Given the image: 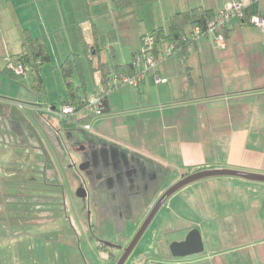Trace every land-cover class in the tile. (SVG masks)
Returning <instances> with one entry per match:
<instances>
[{"label":"crops","instance_id":"0c3cea01","mask_svg":"<svg viewBox=\"0 0 264 264\" xmlns=\"http://www.w3.org/2000/svg\"><path fill=\"white\" fill-rule=\"evenodd\" d=\"M233 1L255 4V14L264 15V0H0V109L8 114L4 128L16 137L15 143L25 142L28 152L41 151L47 173H57L48 149L51 127L72 128V119L82 110L57 124L51 120L53 114L40 112L59 109L47 92V77L53 76L65 95L62 107L67 99L62 64L77 58L81 70L73 74V82L79 85L83 77L81 94H98L103 89L100 64L132 62L143 35L158 27L167 29L177 12L204 7L221 13ZM26 30L44 40L51 56L43 68L46 83L41 95L32 90L30 70L18 81L5 73L9 63L17 64L27 52ZM217 36L224 37V47L218 46ZM156 72L166 81L158 83L149 73L138 86L125 83L110 91L107 111L92 123L95 133L110 141L117 153V158H110L106 152L105 173L121 175L127 195L134 191L132 200L143 192L147 212L142 220L166 189L200 169L264 173V28L234 17L228 27L174 51L157 64ZM26 104L30 110L24 109ZM10 172L22 176L23 182L36 180L31 169L13 166ZM99 190L94 189V197ZM263 201L264 182L236 176L195 181L164 203L151 222L157 224L153 235L139 251L135 247L138 252L134 249L125 264H264ZM194 228L202 234V255L175 258L171 243L183 241Z\"/></svg>","mask_w":264,"mask_h":264},{"label":"rangeland","instance_id":"374dc122","mask_svg":"<svg viewBox=\"0 0 264 264\" xmlns=\"http://www.w3.org/2000/svg\"><path fill=\"white\" fill-rule=\"evenodd\" d=\"M47 80V92L57 101L60 109L61 97L65 95L56 88L57 80L53 76L47 77ZM95 83L96 88H99L98 76L95 77ZM89 85L94 90L91 76ZM24 107L30 110L32 106L26 104ZM4 112L0 109V129H3L0 134V215L4 216L0 220V264H116L123 251L117 246L104 251L100 243L103 241L127 246L147 217L142 220L147 207L142 191L135 194L132 200L134 191L127 195L129 191L123 189L125 186L121 182V175L105 173L108 161L106 152L110 158L117 156V153L110 141L95 133L92 123L100 116L86 109L81 111L77 119L53 115L51 120L56 121L54 124L59 119H72L75 127L65 130L62 127L55 126L57 130L51 127L54 135L51 134L52 144L48 146L55 145L56 149H48L57 165V173L51 174L46 172L45 157L40 158L43 155L41 151L32 154L28 152L25 142L22 145L15 143L16 137L10 136L9 129L4 128L8 124V114L4 115ZM36 114L43 119L39 111ZM11 139L13 143H10ZM16 149L18 153L14 152ZM84 163H89V166L81 169ZM110 165L115 164L110 160ZM13 166L23 170L31 169V175L36 180L25 178L23 182L22 176H13V172H10ZM84 185L88 194L79 197L78 189ZM98 187L100 190L95 192L94 197V189L96 191ZM39 193L43 196H39ZM122 196L128 199L123 202L120 199ZM156 226L154 221L145 231L138 242V251L151 238ZM160 236L156 240H160ZM136 249L135 253L138 252ZM109 252L115 258L111 259ZM200 255H188L181 259Z\"/></svg>","mask_w":264,"mask_h":264},{"label":"trees","instance_id":"16d2710c","mask_svg":"<svg viewBox=\"0 0 264 264\" xmlns=\"http://www.w3.org/2000/svg\"><path fill=\"white\" fill-rule=\"evenodd\" d=\"M256 10L257 6L255 4L246 6L244 8V20L249 21L250 17L257 13ZM219 14L220 13H215L212 9L204 7H194L186 11L177 12L171 17L167 29L158 27L143 35L141 47L144 46L146 38H150L151 45L144 46L146 48H144V51L140 48L135 54L132 62L118 65H110L109 63L100 64L97 70H99L101 74L103 89L97 95L102 96L104 99V113L108 109V93L116 88L112 85L113 78L120 77L123 73L129 77L136 75L137 67L134 62L138 54L149 51L153 55H158L164 50L165 45H174V51L185 49L188 44L193 42L191 37L194 34L195 28L198 27L200 32L206 34L210 28L211 22L215 20ZM226 27H228V25ZM184 37H186L187 40H184ZM23 46L26 48L27 52L19 56L18 61L27 65L29 68L25 70L24 73L18 74L14 69L7 67L5 73L11 80L18 81L30 70L32 75V90L36 94L41 95L46 83L43 68L51 61L50 52L42 38H34L27 30L24 32ZM78 70H81V65L77 58H68L62 64V75L67 87V99L62 104H72L77 111H81L85 109L89 95L86 93L81 94L82 87L85 86L83 77L79 85H76L72 80L73 74ZM42 113L44 114L43 111ZM65 127L68 129L69 126ZM74 127L75 126H72V128ZM70 128L71 127H69V129ZM100 247L104 251H109L111 246H108L102 241ZM109 253L111 259L115 258L113 253Z\"/></svg>","mask_w":264,"mask_h":264},{"label":"built area","instance_id":"2783aa9c","mask_svg":"<svg viewBox=\"0 0 264 264\" xmlns=\"http://www.w3.org/2000/svg\"><path fill=\"white\" fill-rule=\"evenodd\" d=\"M246 5L243 3H240L238 1H233L230 3L225 10H223L215 20H213L210 24V28L208 29V32L202 33L200 32V29L197 27L194 30V34L191 37L192 40H196L200 38L201 36L208 35L210 33H213L217 28H225L227 25L230 24L232 19L234 17H239L244 20V8ZM249 22L254 23L261 28H264V15L262 14H255L250 17ZM184 40H187L186 37L183 38ZM216 41L218 46L224 47L225 41L223 36H217ZM151 40L150 38H146L144 41V46H150ZM141 47L144 51L145 47ZM146 49V48H145ZM175 46L174 45H166L164 50L161 51L158 55H153L152 53L145 52L140 53L137 55L135 59V66L139 69L133 77H129L128 75L122 74L120 77H114L112 81V85L114 87H118L122 84L129 83L134 86H138L145 78V76L149 73L153 74V77L156 82H164L166 79L162 78L159 74L156 72V66L157 64L164 60L167 56L172 54L174 52ZM8 68L14 69L16 73L21 74L24 73L25 70H27L29 67L27 65H24L20 61H18L17 64H8ZM86 110H88L90 113L94 114L95 116H101L104 113V99L102 96L93 94L90 95L87 99V104L85 107ZM40 111L48 114H55L59 115V117H71L73 115H76L78 112L75 106L72 104H65L60 109H52L51 107H46L44 109H40ZM155 264V263H152Z\"/></svg>","mask_w":264,"mask_h":264},{"label":"water","instance_id":"95a60500","mask_svg":"<svg viewBox=\"0 0 264 264\" xmlns=\"http://www.w3.org/2000/svg\"><path fill=\"white\" fill-rule=\"evenodd\" d=\"M88 166L89 163H84L81 165V169L88 168ZM215 176H236L252 181L264 182V173L244 171L233 168H206L185 175L162 193V195L158 198V200L156 201V203L148 213L147 217L145 218L144 222L138 229L134 238L127 246L123 247L112 244L110 242H105V244H107L108 246H114V247L117 246L123 251L122 257L117 261L116 264L126 263L128 257L131 255V253L137 246L138 242L141 240L142 236L144 235L145 231L147 230V228L155 218L160 208L173 194H175L183 187L195 181L204 178L215 177ZM87 194L88 193L85 187L81 186L78 189L77 195L79 197H86ZM263 207H264V201H263ZM170 249L173 256L175 257H185L188 255L202 253L205 249V245L202 239L201 231L198 228L192 229L183 241L172 242L170 245Z\"/></svg>","mask_w":264,"mask_h":264},{"label":"flooded vegetation","instance_id":"af4514ba","mask_svg":"<svg viewBox=\"0 0 264 264\" xmlns=\"http://www.w3.org/2000/svg\"><path fill=\"white\" fill-rule=\"evenodd\" d=\"M83 187H85L86 188V186L84 185ZM86 190H87V188H86Z\"/></svg>","mask_w":264,"mask_h":264}]
</instances>
